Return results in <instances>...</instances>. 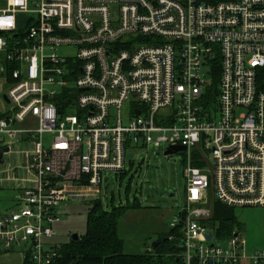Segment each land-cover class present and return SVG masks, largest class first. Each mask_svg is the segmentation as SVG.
Returning a JSON list of instances; mask_svg holds the SVG:
<instances>
[{
  "label": "built area",
  "instance_id": "1",
  "mask_svg": "<svg viewBox=\"0 0 264 264\" xmlns=\"http://www.w3.org/2000/svg\"><path fill=\"white\" fill-rule=\"evenodd\" d=\"M31 3L0 0V148L31 144L30 185L0 213V253L52 264L60 245L41 238L53 235L58 202L98 199L101 172L123 171L124 148L163 144L186 154L167 264H263L264 247L246 254L239 231L222 242L205 223L209 182L229 207L264 208V0ZM67 44L73 57L55 52Z\"/></svg>",
  "mask_w": 264,
  "mask_h": 264
},
{
  "label": "rangeland",
  "instance_id": "2",
  "mask_svg": "<svg viewBox=\"0 0 264 264\" xmlns=\"http://www.w3.org/2000/svg\"><path fill=\"white\" fill-rule=\"evenodd\" d=\"M36 0H28V7L33 8ZM55 52L60 55L74 56L75 46L71 44L58 45ZM7 107V105H6ZM33 123L26 119L25 124ZM42 140H48L49 134H43ZM31 147L27 140H19L11 145V164L17 155L15 151H24ZM167 146L132 145L124 148V169L122 172H101L103 178L98 197L101 206L109 209L111 206H127L117 219V235L122 242L123 253H144L159 236L165 235L175 210L182 206L184 200L186 177V154L178 151L168 156L164 155ZM4 167L7 156L2 155ZM18 160V159H17ZM25 175L23 168L17 167L14 173L0 169V213L12 205V196L18 191V181ZM9 176V179L5 177ZM169 191L172 194H167ZM209 198H213V185H208ZM87 201L61 200L56 206L58 220L52 225L53 235L42 237L43 242L54 245H66L72 234L81 236L85 230ZM211 201V200H210ZM233 231H239L246 243L245 253L264 247V208L246 206L233 208ZM230 234H218L222 242ZM1 255V254H0ZM2 264H19L20 255L14 251L6 256H0ZM239 264H252L243 259Z\"/></svg>",
  "mask_w": 264,
  "mask_h": 264
},
{
  "label": "trees",
  "instance_id": "3",
  "mask_svg": "<svg viewBox=\"0 0 264 264\" xmlns=\"http://www.w3.org/2000/svg\"><path fill=\"white\" fill-rule=\"evenodd\" d=\"M216 84L217 80L214 79L211 90L215 91ZM191 159L193 163L199 162L198 149L192 150ZM208 206L211 214L205 224L215 228L219 235L224 232L230 234L233 231V207L211 198ZM126 207L119 205L104 209L99 199L91 200L86 208L84 233L75 240L70 239L66 245H60L52 264H167L172 261L167 256L175 247V240L168 238L174 233L171 228L157 238L158 244L155 247L151 245V252H121L122 242L117 235L116 225L120 212Z\"/></svg>",
  "mask_w": 264,
  "mask_h": 264
},
{
  "label": "crops",
  "instance_id": "4",
  "mask_svg": "<svg viewBox=\"0 0 264 264\" xmlns=\"http://www.w3.org/2000/svg\"><path fill=\"white\" fill-rule=\"evenodd\" d=\"M7 84H8V78H6L3 74L0 73V115L7 109V107H6L7 103L2 98V96L4 95V93L6 91ZM18 141L19 140L15 141L14 143L17 144ZM11 145L12 144H10L9 148L5 152L1 153L0 163L3 162V160H2L3 159V157H2L3 154H5L7 156V160L5 161L4 167H0V169H5L6 171H9V172L13 171L15 173L17 171V167L23 168V170L25 172V175L23 177H21L19 179L15 178V177L12 178V180L18 181V188H17L18 189L17 193H18L20 188L27 187V186L30 185L31 175L25 170V167H24L25 161H26V157H27V151L30 148L27 149V150H24V151H15V154L17 155V157L15 158L14 163L11 164V154H12ZM5 178L9 179V176H6ZM17 193H14V195L12 196L13 197L12 198L13 199L12 200V205L10 207H8V210H10L13 207L15 196H16ZM99 195H100V192H99ZM8 210H6V211H8ZM6 211H3V212H6ZM3 212H1V213H3ZM13 252L14 251L0 253L1 254L0 256H2V255L6 256L7 254H11ZM16 252H18V251H16ZM18 254L20 255V263L19 264H22L23 263V257H22V255L19 252H18ZM0 264H2V262H0Z\"/></svg>",
  "mask_w": 264,
  "mask_h": 264
},
{
  "label": "water",
  "instance_id": "5",
  "mask_svg": "<svg viewBox=\"0 0 264 264\" xmlns=\"http://www.w3.org/2000/svg\"><path fill=\"white\" fill-rule=\"evenodd\" d=\"M2 98H3V100H4L5 102H7V100H6V98H5L4 95L2 96ZM6 150H7V147H6V146L1 147V148H0V156H1V153H2V152H5ZM184 150H185V147L182 146V145H172V146H169V147H167V148L165 149V151H164V155L168 156V155L173 154V153H175V152H178V151H184ZM167 194H168V195H169V194H172V192L169 191ZM211 235H212V234H211L210 231H208V232L205 233V236H206L207 239H210V238H211ZM71 239H73V240L77 239V235H76V234H72V235H71ZM157 244H158V241L156 240V241H153L151 245H153V247H155Z\"/></svg>",
  "mask_w": 264,
  "mask_h": 264
}]
</instances>
